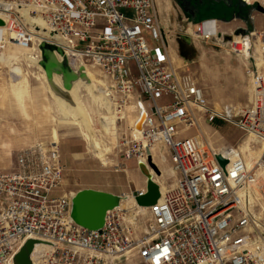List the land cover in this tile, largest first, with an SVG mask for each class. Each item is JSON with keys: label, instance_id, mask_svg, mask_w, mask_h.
Returning <instances> with one entry per match:
<instances>
[{"label": "built area", "instance_id": "obj_1", "mask_svg": "<svg viewBox=\"0 0 264 264\" xmlns=\"http://www.w3.org/2000/svg\"><path fill=\"white\" fill-rule=\"evenodd\" d=\"M0 20V51L9 43L38 49L45 42L97 66L113 86L109 99L117 118L135 104L136 128L144 113L140 137L122 139L124 159L148 158L158 143L177 173L174 186L153 203L126 209L123 198L130 195L138 204L147 189L122 194L102 225L89 229L71 217L76 192L63 191L58 141L24 147L12 170L0 171V264H13L28 239L49 246L39 264H264V30L201 28L215 19L188 28L193 39L213 40L245 61L248 105L217 107L205 98L189 63L170 57L155 0H0ZM196 112L209 123L243 130L258 156L247 163L246 139L214 148L183 135L196 127Z\"/></svg>", "mask_w": 264, "mask_h": 264}, {"label": "rangeland", "instance_id": "obj_2", "mask_svg": "<svg viewBox=\"0 0 264 264\" xmlns=\"http://www.w3.org/2000/svg\"><path fill=\"white\" fill-rule=\"evenodd\" d=\"M240 2L246 5L245 8L249 7L250 19L248 21L243 20L244 24L236 26L235 32H242L245 29L250 30L255 17L256 26L264 29V12L255 9L256 4L264 7L262 0H250L251 4H246V2L241 0ZM155 3L161 19L167 20L165 29L167 30L168 47H178V41L180 40L194 47L196 55L192 60L188 61V69L195 77L198 85L202 87L207 101L217 107L226 103L239 107L248 105L252 86L244 70L245 61L229 55L224 46H217L219 44L213 40L205 43L190 37L188 28L194 26L196 22L189 21L175 5L174 1L155 0ZM235 16L237 14L234 12L233 6L230 7L225 3H221L216 4L211 10L201 13L195 21L199 22L208 18L225 21ZM237 22H240L238 17L232 18L228 26H232ZM144 37L150 46L154 45L149 33H144ZM174 43H176V46ZM9 51L8 46H6L4 51L6 55L3 56V61L0 60V142L5 141L9 145L7 150L0 148V171L10 172L12 170L16 159L15 156L19 150L37 141L51 139L48 129L50 128L49 121H52V119L47 117L51 113L49 106L54 104L56 100L60 104L62 111L53 106L55 114L59 115L56 116L54 121H59L61 124L55 125L58 133L52 131V139L54 136V140L58 141L61 160L64 165L62 186L64 190L76 191L83 188H91L109 191L117 196L129 194L135 189L144 187V179L138 169L139 164L142 163L139 160L145 161L146 159L149 167L151 165L150 168H154L151 170L153 172L152 175L158 179L162 176V171L166 172L165 158H167V163L174 170L170 156H166V154L164 156V154L157 153L154 155V161L151 155L149 162L152 161L153 165L148 162V158H145V156L124 159L121 146L122 139L133 140L131 135L133 118L130 113L132 108L126 107L121 113L127 112V115L123 118L121 116L117 118L110 99L107 102L104 98L94 96L88 89L91 80L90 83L78 81L73 86L72 95L75 101H80L81 106L85 110L86 116L81 117L75 111L76 108H72L63 99L57 98L49 89L45 74L47 77L51 76V74L46 72L43 65L41 67L37 65L38 59L42 61L39 49L36 48V52L32 50L17 53L12 48L11 52ZM32 53L34 55H31ZM181 58L179 56L178 60H181ZM64 59L71 71H74L73 68H79L78 66L83 64L87 73L90 72L93 75L97 86H99L98 79L102 82V89H105L109 98V92L112 90L110 80L98 67L89 61H79L67 55ZM173 59L176 60L177 57ZM15 67H18L21 72L18 74L14 71L11 75V68ZM59 74L64 77L62 73ZM55 80L60 83L58 78H55ZM62 85L64 88L66 87L65 80L62 81ZM17 97H22V100H18ZM32 97H39L41 101L39 108L31 107L30 99ZM25 102L30 118L26 125L28 124L30 127L21 124V121H24L23 116L14 109L13 113L7 115V119L3 117L5 109L10 104H18L20 106ZM45 115H47L46 118H44ZM196 115L198 118L196 127L189 131L187 130L183 135H200V140L214 148L222 145L234 146L246 139V133L238 127L220 120L209 123L200 112H196ZM32 116L36 117L37 122L32 120ZM119 118L120 120H117ZM47 119L49 121H46ZM84 120H88L89 123L86 124ZM37 123L40 124L39 128L32 129ZM15 128H19V131L13 132ZM180 129H182L181 125ZM94 142L97 143V146L104 154L106 164H103L101 158L96 156ZM159 146L161 150L166 151L160 144ZM148 154H151V152ZM176 177V172L174 175L169 170L167 171V177H162L166 188L174 185ZM128 198L125 200H128Z\"/></svg>", "mask_w": 264, "mask_h": 264}, {"label": "bare ground", "instance_id": "obj_3", "mask_svg": "<svg viewBox=\"0 0 264 264\" xmlns=\"http://www.w3.org/2000/svg\"><path fill=\"white\" fill-rule=\"evenodd\" d=\"M248 2H250V0H247ZM262 3L264 4V0H262ZM24 19L26 20V21H28V22H31V19H30V17H28L27 15H26V13H24ZM34 20V22L35 23H39V24H41L42 26L43 25H45V23L42 21V20H39V19H33ZM214 23V24H213ZM201 28L205 31V32H207V29H209V30H213L214 28H216V22L215 21H207V22H204L203 24H201ZM47 33H49V34H51V32L49 31V30H45ZM227 35V34H226ZM18 49H20V50H22L23 52H29V51H35L36 52V47H34V46H31V47H28L27 49H21V48H19V47H17ZM39 49V48H38ZM1 52V51H0ZM70 52V50H67L66 52H64V54L63 55H61V54H59V53H57L56 51H53L52 52V58H54L55 60H57L58 62H61L62 63V61H63V59L65 58V56L68 54ZM39 53H40V56H41V51H40V49H39ZM169 54H170V52H169ZM5 54H1L0 55V60H2L3 61V56H4ZM39 56V57H40ZM170 57H171V55H170ZM41 59V58H40ZM5 61V60H4ZM5 63V62H4ZM9 63V62H8ZM37 65L39 66V67H41V61L38 59V61H37ZM95 66V65H94ZM79 68H73V73H74V80H72L71 82H70V87H65L64 88V86L62 85V81L64 80V77H62V75L61 74H59V73H57L56 71H46L48 74H51V76H49V77H47V75L45 74V76H46V81H47V85H48V87H49V89L53 92V94L57 97V98H60V99H63L65 102H67V103H69L71 106H72V108H76V112L78 113V115H80L81 117L82 116H86V114H85V110L83 109V107L81 106V103H80V101L79 100H74V98H73V95H72V90H73V86L78 82V81H80V82H85V81H87V82H85V83H90V80H91V84H90V86L88 87V89L92 92V94L94 95V96H97V97H101V98H104V100H106V101H109V98H108V95H107V93H106V91H105V89H102V82L101 81H99V79L97 80V82L99 83V86H97L96 84H95V80H94V78H93V75L90 73V72H88L87 73V70L86 69H84L85 68V66L83 65V64H81L80 66H78ZM97 67V66H96ZM43 70V69H42ZM14 71H16L18 74L21 72V70L18 68V67H15V68H11V75H12V73L14 72ZM44 73H45V71H44ZM90 73V74H89ZM55 78H58L60 81V83H58L56 80H55ZM19 79V78H18ZM89 81V82H88ZM94 82V83H93ZM93 83V84H92ZM95 84V85H94ZM106 85V84H105ZM112 87V89H113V86H111ZM104 88H105V86H104ZM130 104V103H129ZM128 106V104L125 106V108ZM73 111H74V109H73ZM120 116H121V118H123L124 116H126V112H123V113H121L120 114ZM85 121V123L86 124H88L89 122H88V120H84ZM84 123V124H85ZM141 125V124H140ZM89 126H90V124H89ZM138 126V125H137ZM131 135L134 137V139H137V138H139L140 137V134L138 133V130H139V128L138 127H136V128H131ZM133 130H134V134H133ZM192 137H195L197 140H199L200 142H203L202 140H200V138H201V136L200 135H195V136H192ZM55 139H57V138H55ZM250 139V138H249ZM249 141H251V139L249 140ZM98 142V141H97ZM157 145H159L158 143L157 144H154V145H151L150 146V149L148 150L149 152H151L152 150V148L153 147H156ZM246 147V146H245ZM94 148H95V153H96V156L97 157H99V158H101V160H102V163L103 164H106V159L104 158L105 156H103L104 154L102 153V151L100 150V148L97 146V143L96 142H94ZM252 149H254L255 150V156L254 155H251V154H249L247 151H246V153L245 152H243V153H245L246 154V157H247V163L248 164H250L251 163V160L253 159V158H256L257 156H258V149L256 148H252ZM243 151H245V148L243 149ZM151 157V154H148V162H149V158ZM140 162H142V163H140L139 164V173H140V175H141V177L144 179V188H148L149 190H151L154 194H155V197L156 198H158L159 196H160V194H162L166 189H168V188H165V189H163L162 188V186H161V183H160V181L159 180H157L156 179V177H154L152 174H153V172L151 171V170H153L154 168L152 167V168H150L151 167V165H150V167H149V165H148V163H147V161H146V159H145V161H143V160H139ZM147 164H146V163ZM150 164H153V162L152 161H150L149 162ZM249 166V165H248ZM158 170V169H157ZM156 170V171H157ZM175 172V171H174ZM158 186V187H157ZM174 186V185H173ZM172 186V187H173ZM170 188V187H169ZM85 190V189H84ZM87 190H92V189H87ZM92 191H96V192H103V191H97V190H92ZM73 192V191H72ZM74 193V192H73ZM103 193H107V194H110V195H113V196H117V195H114V194H111V193H108V192H103ZM128 196H130V195H128ZM128 196L126 197V198H128ZM126 198H123L124 200H122V202H121V206H124V208H126V209H132L134 206H138L139 204H137V203H135V201H134V199L133 198H131V196H130V198H128V200H125ZM139 200H140V202L143 204V202H145L146 201V199H144V197H141V198H139ZM119 201H120V199H119ZM132 201V202H131ZM49 250V246H48V244H46V243H44V242H35L34 243V245H33V249H32V252H31V256H30V258H31V260H32V262H33V264H39V263H41V261H40V258L42 259V257H43V255H44V253L45 252H47Z\"/></svg>", "mask_w": 264, "mask_h": 264}, {"label": "water", "instance_id": "obj_4", "mask_svg": "<svg viewBox=\"0 0 264 264\" xmlns=\"http://www.w3.org/2000/svg\"><path fill=\"white\" fill-rule=\"evenodd\" d=\"M255 9L260 12H264V7L261 5L256 4ZM1 24L2 21L0 20V25ZM39 49L42 56L41 65H43L46 71L52 70L62 73L65 77V86L68 87L70 85V81L74 78L73 71L69 69L65 59H63L61 63L52 58L53 56L51 55L53 51L63 55L64 51L58 46L45 42L39 44ZM143 119L144 113H141L139 120L135 124V127L139 128ZM217 159L222 164L225 163V161L221 160L219 157H217ZM146 189L147 193L145 196H143L146 201L143 202V204L139 200L141 197L136 198L138 204L143 206H148L149 204L147 203L153 201L156 198L155 194L151 190H149L147 187ZM118 203L119 196H113L107 193L96 192L87 189L79 190L72 199L71 217L76 223L83 227L96 229L102 225L105 211L118 205ZM35 242H37V240L28 239L13 257V264H33L30 256Z\"/></svg>", "mask_w": 264, "mask_h": 264}, {"label": "crops", "instance_id": "obj_5", "mask_svg": "<svg viewBox=\"0 0 264 264\" xmlns=\"http://www.w3.org/2000/svg\"><path fill=\"white\" fill-rule=\"evenodd\" d=\"M160 16V15H159ZM236 17V16H235ZM235 17H231L228 21H221V20H218V19H215V20H217L216 21V27H220L223 31H225V32H229V31H232V30H236L237 29V27L236 26H238V25H241V24H244L243 23V20L242 19H240V18H238L239 19V21L240 22H237V23H234L232 26H228V25H230L229 24V22H231L232 21V18H234L235 19ZM255 19H256V17H255ZM255 19L253 20V23H252V28L251 29H256V28H258V29H260V30H264V29H261V27H257L256 26V24H255ZM242 20V21H241ZM160 21H161V24L163 25V27H164V29L166 28V25H167V20L166 19H161V16H160ZM222 23H224V25H222ZM214 24V23H213ZM253 25H254V27H253ZM234 26V27H233ZM255 26H256V28H255ZM245 28H247V27H245ZM166 30V29H165ZM167 31V30H166ZM227 34V33H226ZM12 36V35H11ZM175 44V46H176V43H174ZM8 48H9V52H11V49L13 48V50H14V52L15 51H17V53L18 52H22V50H20V49H18L16 46H12V44L11 43H9L8 45ZM6 47V46H5ZM5 47H4V49L3 50H1V52H0V55L1 54H5L6 52H4L5 51ZM171 49V57L172 58H176L177 57V59L176 60H174V62L175 63H177V64H180L181 62H183V61H186V60H183L182 58H181V60H178V58H179V56H178V52H177V46H176V48H173V47H171L170 48ZM6 55V54H5ZM31 55H34V53H32ZM229 55H231V54H229ZM231 56H233V55H231ZM12 61H14V60H12ZM188 62V61H187ZM189 63V62H188ZM191 63V62H190ZM243 63V62H242ZM244 64V63H243ZM245 66V65H244ZM245 70V69H244ZM17 99L18 100H22V97H17ZM56 99V98H55ZM30 102H31V107L32 108H35V109H37V108H39L40 107V105H41V101H40V99H39V97H32L31 99H30ZM55 103L54 104H51V106H49V108H50V111H51V113L48 115V117H47V115H45L44 116V118H51L52 119V121H49L48 119L46 120V121H49V123H50V128L48 129V132H49V134H50V137H51V139H52V131H56L57 133H58V130H57V128H56V126L55 125H57V124H61V122H57V121H54V119L56 118V116H59V115H56L55 114V112H54V108H53V106L55 107V108H57L58 110H60V111H62V108H61V106H60V104L58 103V101L56 100V101H54ZM107 102H109V101H107ZM226 104H228V103H226ZM233 105V104H232ZM236 106V105H235ZM10 108H12V109H10ZM127 108H132L131 109V114H132V111L134 110V108H135V104H133V103H130V104H128V106H127ZM10 109V110H9ZM16 110L19 114H22V116H23V119H24V121H21V124L22 125H26V123H27V121L30 119L29 118V115H28V111H27V106H26V102L24 103V104H22V105H20V106H18V104H10V106L7 108V109H5V114H4V116L3 117H5V119H7V115H9L10 113H13V111L14 110ZM47 109H48V107H47ZM49 111V110H48ZM49 111V112H50ZM17 112H16V114H17ZM126 115H127V112H126ZM133 115V114H132ZM32 120H37L36 119V117L35 116H32ZM37 122V121H36ZM134 123V122H133ZM39 125L40 124H38L37 123V125H34L33 126V128L32 129H35V128H39ZM26 126H28V127H30V125H26ZM25 128V127H24ZM133 128V127H132ZM16 131H19V128H15V129H13V132H16ZM7 132H9V130H7ZM7 134V133H6ZM133 134H134V130H133ZM59 135V134H58ZM193 136H195V135H193ZM53 139H54V136H53ZM44 141V140H43ZM45 141H48V139L47 140H45ZM250 144V141L249 140H245V143L243 144V146H242V150L245 148V151H247L249 154H251V155H254L255 154V150L254 149H252V148H248V145ZM8 144L5 142V141H3V142H0V148H2L3 150H7V148H8ZM246 146V147H245ZM152 151H151V155H152V160L154 161V155H156L157 153H159V154H164V156H165V154H166V156H168V152L167 151H165V150H161L160 149V146L159 145H157L156 147H153L152 149H151ZM157 150V151H156ZM153 152H155V153H153ZM8 156V155H7ZM255 156V155H254ZM16 157V156H15ZM60 158H61V154H60ZM62 161V160H61ZM165 161H166V165H165V168H167L165 171V173H164V171H162V176L158 179V178H156L157 180H159L160 181V183H161V186H162V188L163 189H165L166 188V186L163 184V179H162V177L164 176L165 178L167 177V171L169 170L170 171V173H173L174 175H175V172H174V170L169 166V164L167 163V158H165ZM15 166V160H14V163H13V166H12V168ZM164 174V175H163ZM168 179V178H167ZM145 187V186H144ZM169 188V187H168ZM84 189H91V188H83V189H80V190H84ZM92 190H99V191H103V192H108V193H111V194H114V193H112V192H109V191H104V190H100V189H92ZM63 191H75V190H64L63 189ZM77 191H79V190H76L75 192H77ZM114 195H116V194H114ZM129 197V196H128ZM132 202V201H131Z\"/></svg>", "mask_w": 264, "mask_h": 264}, {"label": "flooded vegetation", "instance_id": "obj_6", "mask_svg": "<svg viewBox=\"0 0 264 264\" xmlns=\"http://www.w3.org/2000/svg\"><path fill=\"white\" fill-rule=\"evenodd\" d=\"M179 10L188 18L193 21L198 18L201 13L211 10L216 4L225 3L230 7L234 4L238 6L239 0H172Z\"/></svg>", "mask_w": 264, "mask_h": 264}, {"label": "trees", "instance_id": "obj_7", "mask_svg": "<svg viewBox=\"0 0 264 264\" xmlns=\"http://www.w3.org/2000/svg\"><path fill=\"white\" fill-rule=\"evenodd\" d=\"M239 2H240V0H239ZM232 6L234 7V12L237 14L236 17H238L242 20H245V21H248L250 19L249 18L250 12L248 10L249 7L245 8L246 5H243V3H241V2H240V4H238V6H236L234 4ZM208 19H215V18H208ZM229 19H227L225 21H228ZM195 20H193V21L197 23L198 21H195ZM204 20H206V19H204ZM200 21H203V20H200ZM177 52H178V55L180 57H182L183 59H185L187 61L192 60L196 55V51H195L194 47H192L191 45H188L183 40L178 41Z\"/></svg>", "mask_w": 264, "mask_h": 264}]
</instances>
